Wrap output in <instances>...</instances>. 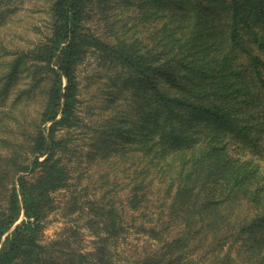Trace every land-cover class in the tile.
I'll return each instance as SVG.
<instances>
[{
	"label": "trees",
	"instance_id": "trees-1",
	"mask_svg": "<svg viewBox=\"0 0 264 264\" xmlns=\"http://www.w3.org/2000/svg\"><path fill=\"white\" fill-rule=\"evenodd\" d=\"M98 1L103 32L91 0H35L44 25L20 43L24 0H0V264H264V0ZM90 53L124 98L84 168ZM58 209L85 214L93 251L72 226L44 242ZM128 213L153 246L123 257Z\"/></svg>",
	"mask_w": 264,
	"mask_h": 264
},
{
	"label": "rangeland",
	"instance_id": "rangeland-1",
	"mask_svg": "<svg viewBox=\"0 0 264 264\" xmlns=\"http://www.w3.org/2000/svg\"><path fill=\"white\" fill-rule=\"evenodd\" d=\"M94 5L91 9V22L92 28H96L95 23L98 24L99 32L104 31L102 16L103 10H100L98 0H91ZM22 7H19L15 18L7 26L9 37L14 36L15 42L24 43L30 38H37L34 33L35 25L39 26L44 23L45 15L41 12V6L35 4V0H24ZM40 6V8H39ZM97 6V7H96ZM111 13L116 12V6L110 4ZM44 25V24H43ZM119 69L113 68V66L104 62L97 56L96 53H90L84 61L78 66L77 76L79 81V102H78V114L81 120L82 132L78 133L75 138V147L78 155H80L79 164L85 168L88 160L86 159V151L89 152L93 149L91 143L99 142V136L101 135L103 128L107 125L108 121L113 120L117 115L118 110L123 108L122 94L118 88L113 85L112 80L116 76ZM110 90H113V102H110ZM233 154L236 150L232 151ZM237 155V154H236ZM246 157L251 156L249 153ZM98 157V156H97ZM74 159V158H73ZM78 159L75 158L74 162L77 163ZM100 164L97 165L99 168ZM105 165L102 164V167ZM103 170V169H102ZM118 176H123L121 173ZM121 194L122 191H119ZM64 191L56 193V199L60 202L64 198ZM130 214L126 215V222L128 225V234L126 242L119 246L121 256H125L128 251L125 250L130 246L131 248L142 249L143 246H153V241L147 238L144 234L137 232L136 225H132L130 221ZM22 217L16 221L18 223ZM85 214H76L71 217H65L63 212L58 209L53 214L49 215L44 222L43 228V240L48 242L57 237L64 236V229L68 226L74 227L78 233V247H81L84 251L94 250L95 244L93 243V236L86 229ZM78 229V230H77ZM128 255V254H127ZM126 255V256H127ZM119 257L115 256L114 260ZM117 262V261H116Z\"/></svg>",
	"mask_w": 264,
	"mask_h": 264
}]
</instances>
